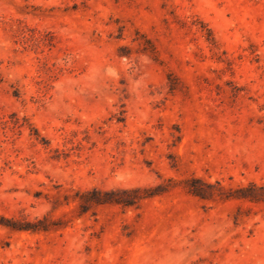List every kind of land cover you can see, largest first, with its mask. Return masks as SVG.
Returning <instances> with one entry per match:
<instances>
[{"label": "rangeland", "instance_id": "1", "mask_svg": "<svg viewBox=\"0 0 264 264\" xmlns=\"http://www.w3.org/2000/svg\"><path fill=\"white\" fill-rule=\"evenodd\" d=\"M0 264H264V0H0Z\"/></svg>", "mask_w": 264, "mask_h": 264}]
</instances>
